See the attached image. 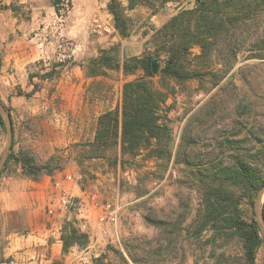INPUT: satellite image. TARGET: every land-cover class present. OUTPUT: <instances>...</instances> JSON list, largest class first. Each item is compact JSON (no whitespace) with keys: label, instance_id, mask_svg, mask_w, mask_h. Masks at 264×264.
<instances>
[{"label":"trees","instance_id":"1","mask_svg":"<svg viewBox=\"0 0 264 264\" xmlns=\"http://www.w3.org/2000/svg\"><path fill=\"white\" fill-rule=\"evenodd\" d=\"M183 1L128 0L125 5L106 0L121 38L133 33L128 9L144 6L154 15L171 2L179 9L154 27L143 53L121 60L119 46L113 44L80 64L88 77L118 70L126 79L119 103L98 116L93 139L82 142L79 161L107 159L125 167L140 156L144 163L153 161L149 173L157 179L177 167L176 202L141 214L143 224L156 232L123 238V249L109 246L121 264H185L190 257L196 263L256 264L264 245L254 212L264 186V0H194L192 7L182 6ZM51 3L59 14L63 0ZM8 7L18 11L14 4ZM243 53L254 61L236 70L240 86L232 70ZM155 57L161 60L158 72L153 70ZM65 66L58 60L48 69L30 72L33 88L25 95L40 91L41 81L59 77ZM201 91L209 95L191 108L176 141L171 115L175 101L169 99L178 93L191 99ZM10 116L13 142L0 178L11 161L33 180L63 170L55 156L40 160L31 149L14 151ZM4 129L0 115V135ZM132 192L143 197L148 191L139 183ZM60 237L65 253L90 242L75 218L63 220ZM91 264L114 263L103 251Z\"/></svg>","mask_w":264,"mask_h":264},{"label":"rangeland","instance_id":"2","mask_svg":"<svg viewBox=\"0 0 264 264\" xmlns=\"http://www.w3.org/2000/svg\"><path fill=\"white\" fill-rule=\"evenodd\" d=\"M102 1L84 0V4L82 3L77 7L78 10L75 12L73 6L76 0H63L62 9L57 14L59 20L56 23H50L43 32L48 39L54 42L55 49L50 53V56L29 63L26 69H17L13 64L9 69H4L3 66L6 63L2 59L7 56L8 49L11 51L9 43L17 39L24 29L19 24L20 21L17 16L27 19L32 9L29 5L19 3V0H15L10 4L9 0H0V99L12 115L15 129L14 151L31 149L40 160L55 156L60 159L64 166V176L61 179L71 181L72 185H76L78 190V185L82 187V192L73 195V186L66 185L59 180L62 185L53 192L54 196L51 203L57 202L63 191L62 189H66L71 193L77 205L69 206L65 210L58 207L65 214L58 216L57 219L62 222L67 217L78 220L80 227L83 225L81 228L90 234V242L87 246L93 257L98 256L103 251H108L112 262L121 264L120 260L109 250V246L123 249V238L132 234L153 235L156 232L154 227L148 228L143 224L141 214L149 207L159 208L176 202L177 188L174 179L177 176V167L172 166L164 178L157 179L149 173L153 171V161L144 163L140 156L137 161L127 164L125 167L112 165L107 159L79 161L82 153L81 144L90 140L89 133L95 126L93 121L80 123L79 118L85 116L88 110L95 114L119 103L122 84L126 79L121 71L108 70L102 76L78 78L81 87L80 91H75V94L81 95L80 99L82 96L83 99H88V104H85L86 102L80 103L79 117L77 115L73 117L75 121L73 130L79 132V128L83 127L82 129H85L81 138L69 139L65 135L67 132L63 133L65 127L62 117L64 118L72 112L71 109L65 107L62 96L65 93L66 80L70 75L71 67L87 64V61L97 56L102 48H108L113 44H118L120 49L118 56L121 60L127 55L143 53L154 32V27L167 20L179 9V6L178 3H168L164 9L154 14V16L144 6H138L134 10L128 9L127 14L131 18L133 33L128 38H121L115 29L102 35H95L91 32L93 16ZM123 1L127 3V0ZM11 4L18 8L17 12L8 7ZM181 5L192 7L194 6V0H184ZM44 15L48 16L49 20H57L56 15L52 12H45ZM30 29V34L35 36L36 33L42 30V25ZM38 37H42V34L40 33ZM194 50L197 52L198 48ZM40 60H43L44 63L38 62ZM58 60L66 62L61 75L53 80L41 81L43 88L33 96L25 95L33 88L29 81V73L48 69ZM253 61V59H246L245 53H243L232 70L235 71V80L240 86L243 85V81L236 70L240 66ZM73 75L76 76V73H73ZM34 82H40V79L35 77ZM208 95L201 91L189 99L185 93H178L175 97L169 99L170 103L175 101V108L172 110L171 115L174 120L173 128L176 141L179 140L191 108L199 106ZM69 121L71 122L70 118ZM6 137L5 127L4 130H1L0 135V155ZM20 176L25 177L20 164L11 161L0 178V186L5 179ZM139 183L145 186L148 191L143 197H137L132 192V187ZM93 194L98 195L97 202L92 200L91 196ZM112 195L119 196L122 209L118 223L112 225L109 234L105 236L100 233L97 217L100 205ZM246 208L247 212L250 213V208L248 206ZM92 258H80L78 264H87ZM185 264L211 263H205L204 261L196 263L190 257ZM256 264H264V245L258 252Z\"/></svg>","mask_w":264,"mask_h":264},{"label":"crops","instance_id":"3","mask_svg":"<svg viewBox=\"0 0 264 264\" xmlns=\"http://www.w3.org/2000/svg\"><path fill=\"white\" fill-rule=\"evenodd\" d=\"M13 1L15 0H9V4ZM83 1L76 0L73 6L75 12ZM19 3L29 5L32 10L27 19L17 16L20 21L19 24L24 29L17 39L9 43L11 51L8 49L7 56L5 59L3 58L4 60L2 59L6 63L3 66L4 69H9L11 64L17 69H26L29 63L46 59L55 49L54 42L43 33L50 23H56L59 20L58 13L51 0H19ZM123 3L126 5L128 0L127 3L124 1ZM45 12H52L56 15L57 20H49L48 16L44 15ZM162 24L157 25V27ZM41 25L42 30L36 33L35 36L30 34L31 29L29 30V28L41 27ZM40 33L42 37H38ZM73 73H76V76ZM83 77L88 76H86L81 65L71 67L70 75L66 80L65 93L62 96L65 107L71 109L72 112V114L62 117L65 127L63 133L67 132L65 135L69 139L81 138L85 132V129H82L83 127L79 128V132L73 130L75 128L73 117L75 115L79 117L80 103L86 102L85 104H88V99H83V96L80 99L81 95L75 94V91H80L81 87L78 78ZM114 106L116 105L114 104L110 108ZM104 111L100 110L94 114V112L88 110L85 116L79 118L80 123L91 121L95 123L94 129L89 133L90 140L93 139L95 134L97 118ZM63 176L64 170H59L53 175H44L40 180L20 176L9 177L2 182L0 186V264H52L55 259H61L63 264H78L80 258L89 259L93 257L88 246L84 248L75 246L69 252L65 253L63 251L60 237L63 222L59 221L57 217L65 214V212L58 209V201L51 203L54 196L53 192L57 189V180H61L66 185H72L71 181L61 179ZM78 187L79 190L76 185L72 187L73 195L83 191L81 186L78 185ZM53 206H55V212L51 214L49 208ZM91 263L92 259L87 264Z\"/></svg>","mask_w":264,"mask_h":264},{"label":"built area","instance_id":"4","mask_svg":"<svg viewBox=\"0 0 264 264\" xmlns=\"http://www.w3.org/2000/svg\"><path fill=\"white\" fill-rule=\"evenodd\" d=\"M114 24L112 23V15L107 8L106 0H103L99 7H97L95 14L93 16L91 32L95 35H102L107 32L113 31ZM57 187L60 188L62 182L57 180ZM61 195L58 200V207L65 210L69 206L77 205L75 199L71 193L62 189ZM94 202H97L98 195L93 194L91 196ZM99 213L97 217V223L99 224L100 233L103 235H108L110 232V227L116 225L119 221L120 212L122 209V204L119 200V196L112 195L106 202H104L99 207ZM55 206L49 208V213L54 214Z\"/></svg>","mask_w":264,"mask_h":264},{"label":"water","instance_id":"5","mask_svg":"<svg viewBox=\"0 0 264 264\" xmlns=\"http://www.w3.org/2000/svg\"><path fill=\"white\" fill-rule=\"evenodd\" d=\"M161 66V60L157 57L153 60V70L154 72H158ZM0 115L3 119L4 125L6 127L7 137L5 141V145L0 155V172L2 171L5 161L7 160L8 154L10 152L12 141H13V128H12V120L9 111L3 105L0 100ZM264 195V186L257 193L255 203H254V212L255 218L261 230V234L264 238V217H263V202L262 196Z\"/></svg>","mask_w":264,"mask_h":264},{"label":"bare ground","instance_id":"6","mask_svg":"<svg viewBox=\"0 0 264 264\" xmlns=\"http://www.w3.org/2000/svg\"><path fill=\"white\" fill-rule=\"evenodd\" d=\"M262 200H264V195L262 196Z\"/></svg>","mask_w":264,"mask_h":264}]
</instances>
